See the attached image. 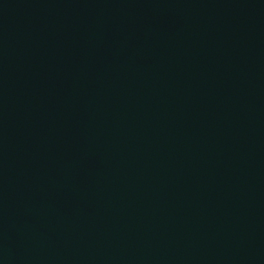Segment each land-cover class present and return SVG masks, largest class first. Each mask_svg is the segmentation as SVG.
<instances>
[{
	"label": "water",
	"instance_id": "obj_1",
	"mask_svg": "<svg viewBox=\"0 0 264 264\" xmlns=\"http://www.w3.org/2000/svg\"><path fill=\"white\" fill-rule=\"evenodd\" d=\"M0 264H264V0H0Z\"/></svg>",
	"mask_w": 264,
	"mask_h": 264
}]
</instances>
